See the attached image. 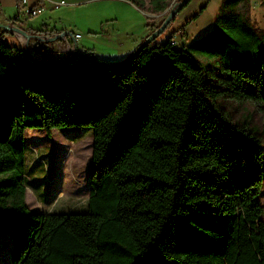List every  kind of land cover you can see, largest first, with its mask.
I'll use <instances>...</instances> for the list:
<instances>
[{"label": "trees", "instance_id": "1", "mask_svg": "<svg viewBox=\"0 0 264 264\" xmlns=\"http://www.w3.org/2000/svg\"><path fill=\"white\" fill-rule=\"evenodd\" d=\"M169 2L149 6L161 15ZM250 4L222 0L203 38L181 48L172 37L155 40L120 66L88 54L91 65L32 67L0 28V223L11 246L0 259L264 264V141L223 108L230 101L264 110V30L250 20ZM37 46L47 54L48 43ZM76 127L93 130L87 211L35 213L25 200L26 132Z\"/></svg>", "mask_w": 264, "mask_h": 264}, {"label": "rangeland", "instance_id": "2", "mask_svg": "<svg viewBox=\"0 0 264 264\" xmlns=\"http://www.w3.org/2000/svg\"><path fill=\"white\" fill-rule=\"evenodd\" d=\"M79 1L82 4L76 10L68 11L73 8L64 5L54 11L46 12L48 15H43H46L47 19H52L57 26L66 25L71 28L75 25L87 28L96 23L99 15H108L104 13L111 12L102 10L105 2L98 5L95 1ZM180 2L181 0H170L168 11L157 19L161 22ZM221 6L222 0L189 1L155 42L163 43L172 37L176 46L181 48L203 38L214 29ZM144 11L152 19H155L153 16L158 15L151 11L149 5ZM249 18L257 28L264 30V4L261 0H251ZM85 30L79 28L82 35L90 37ZM4 39L11 44H16L10 34L4 35ZM199 60L205 67H214L218 71L215 61L202 57ZM223 108L235 122H248L264 141V110L262 108L251 103L239 104L230 101L224 102ZM25 140L27 145L25 200L28 208L42 214L85 213L91 191L93 130L66 128L54 130L50 136H47L44 130L33 129L26 132ZM261 203L264 208V185ZM10 250V229L0 223V256H5ZM7 263L8 261L0 259V264Z\"/></svg>", "mask_w": 264, "mask_h": 264}, {"label": "crops", "instance_id": "3", "mask_svg": "<svg viewBox=\"0 0 264 264\" xmlns=\"http://www.w3.org/2000/svg\"><path fill=\"white\" fill-rule=\"evenodd\" d=\"M87 1H95L98 5L105 2L102 10L111 12L104 13L108 15H99L96 23L87 28L75 25L68 28L66 25L57 26L52 19H47L46 12L54 11V3L59 2L73 8L68 11L76 10L82 4L79 0H26L25 3H19L18 0H0V21L5 23L8 20H16L14 27L24 30L31 36H35L31 30H54L57 36L68 31L74 36L80 35L79 38L74 37L75 43L69 38L47 42V54H44L38 51L37 43L41 41L37 38L32 37L28 40L23 35L10 32L20 48L23 49L28 44L29 52L35 61L41 63L52 61L57 65L70 61L76 51L81 56L91 54L96 62L101 64L121 63L136 51L160 22L157 18L161 15L153 16L155 19H152L146 11L126 0ZM39 4L45 6L46 11L43 14L46 15L29 18L24 14L26 8ZM79 28L86 29L90 37L82 35Z\"/></svg>", "mask_w": 264, "mask_h": 264}, {"label": "water", "instance_id": "4", "mask_svg": "<svg viewBox=\"0 0 264 264\" xmlns=\"http://www.w3.org/2000/svg\"><path fill=\"white\" fill-rule=\"evenodd\" d=\"M189 1L190 0H182L180 3H178V5L176 7H174L170 11L169 15L166 17V19L163 22V24L161 25V27L158 30H156L155 32H153L151 35H149V37L127 59V61L133 60L145 47H147L148 45L153 43L156 40V38L165 31V29L168 27V25L171 23V21L182 10V8L187 5V3ZM167 11H168V9H166V11L163 14H165ZM0 28H2L4 30H7L9 32H12V33H17V34L23 35L28 40H30L32 37H35L39 41L47 43V42H55V41H57L59 39H67V38L70 37L71 40L75 43V38H74L75 36L72 35L69 32L63 33L62 35L55 36V37H52V38H45V37H39V36H36V35L35 36H31L28 33H26L24 30H22L20 28H17V27H11L9 25H6V24L2 23L1 21H0ZM23 51H24V53L26 55V58H27V61H28L29 65L32 66V67H54V66H60V65L65 64L67 62H70V61H78V62H81V63H84V64H90V65L92 64L89 61H87L83 56H81L77 51L75 52L74 57L70 61H67V62L62 63V64H58V65L54 64L52 61L51 62L50 61L43 62V63L35 61L33 59V57L31 56L30 52H29L28 44H27V46L25 48H23ZM99 64H101V63H99ZM120 65H121V63H118L116 66H120ZM98 66H101V65H98ZM90 182H91V172H90ZM33 212H35V211H33ZM35 213H39V212H35Z\"/></svg>", "mask_w": 264, "mask_h": 264}, {"label": "built area", "instance_id": "5", "mask_svg": "<svg viewBox=\"0 0 264 264\" xmlns=\"http://www.w3.org/2000/svg\"><path fill=\"white\" fill-rule=\"evenodd\" d=\"M19 3H25L26 0H18ZM66 5L64 2H59V3H54V8L58 9L61 6ZM46 11L45 6L43 5H38V6H33V7H28L24 10V14L29 17V18H35L39 15H42ZM76 38H79L80 35H76Z\"/></svg>", "mask_w": 264, "mask_h": 264}]
</instances>
